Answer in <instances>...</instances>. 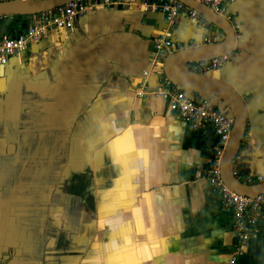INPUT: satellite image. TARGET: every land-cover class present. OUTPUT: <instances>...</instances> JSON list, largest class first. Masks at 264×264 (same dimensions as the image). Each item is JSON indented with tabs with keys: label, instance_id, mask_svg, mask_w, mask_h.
<instances>
[{
	"label": "crops",
	"instance_id": "0c3cea01",
	"mask_svg": "<svg viewBox=\"0 0 264 264\" xmlns=\"http://www.w3.org/2000/svg\"><path fill=\"white\" fill-rule=\"evenodd\" d=\"M137 1L50 28L0 65V264H264V217L242 244L211 183L218 137L152 93L165 31L171 53L226 36L184 15L169 26ZM226 13L233 56L206 75L244 101L231 167L264 176V0H229Z\"/></svg>",
	"mask_w": 264,
	"mask_h": 264
},
{
	"label": "built area",
	"instance_id": "2783aa9c",
	"mask_svg": "<svg viewBox=\"0 0 264 264\" xmlns=\"http://www.w3.org/2000/svg\"><path fill=\"white\" fill-rule=\"evenodd\" d=\"M118 1L68 0L55 9L43 13L24 16L0 14V65H6L10 58L25 51L32 40L40 39L50 28L72 30L76 19L93 9L109 7ZM195 1L208 7L216 15L229 20L226 13L229 0ZM0 2L6 1L0 0ZM137 2L140 3L141 10L145 14L161 13L169 26H172L176 19L182 15L198 26L212 25L196 10L177 0H138ZM15 17H19L20 21H15ZM5 20L10 21L6 29L2 30L1 26ZM154 43L156 52L153 56V63L159 65L171 53L170 33L165 31V34L154 40ZM232 56L230 51L221 56L188 60L186 65L190 71L206 75L212 71H219L230 61ZM152 93L165 97L168 100L170 114L191 130L202 133L208 129L212 130L219 140L216 157L221 158L234 122L229 106L219 108L211 98L172 82L168 78H164ZM231 175L240 183L247 185L264 182V176H243L235 166L231 167ZM211 183L214 189L219 192L223 207L232 212L234 229L241 243H245L254 236L258 221L264 217V193L244 196L234 192L221 180L218 169L214 171ZM240 254L241 252L236 250L234 256Z\"/></svg>",
	"mask_w": 264,
	"mask_h": 264
},
{
	"label": "water",
	"instance_id": "95a60500",
	"mask_svg": "<svg viewBox=\"0 0 264 264\" xmlns=\"http://www.w3.org/2000/svg\"><path fill=\"white\" fill-rule=\"evenodd\" d=\"M68 0H13L0 2V14L10 16H24L43 13L55 9ZM184 5L196 10L200 15L205 17L213 26L222 31L226 40L216 44H206L197 48H183L170 53L163 61V74L172 82L187 87L194 88L201 93V90L214 92L228 101L234 118L229 139L225 145L219 162V176L224 184L234 192L244 195L253 196L264 193V182L247 185L240 183L231 175V159L233 152L237 148L242 137L245 123V105L244 101L229 85L218 79L207 75H200L190 71L187 68V61L196 58H208L221 56L230 52L235 43V32L231 23L224 17L216 15L211 9L196 2L195 0H177ZM10 20H5L1 29L5 30ZM193 90V89H192ZM232 102H229L227 97Z\"/></svg>",
	"mask_w": 264,
	"mask_h": 264
},
{
	"label": "rangeland",
	"instance_id": "374dc122",
	"mask_svg": "<svg viewBox=\"0 0 264 264\" xmlns=\"http://www.w3.org/2000/svg\"><path fill=\"white\" fill-rule=\"evenodd\" d=\"M15 21H20V18L19 17H15ZM11 25H10V27H11Z\"/></svg>",
	"mask_w": 264,
	"mask_h": 264
},
{
	"label": "bare ground",
	"instance_id": "6f19581e",
	"mask_svg": "<svg viewBox=\"0 0 264 264\" xmlns=\"http://www.w3.org/2000/svg\"><path fill=\"white\" fill-rule=\"evenodd\" d=\"M227 97V96H226ZM227 99L229 100V102H232L233 103V101L229 98V97H227Z\"/></svg>",
	"mask_w": 264,
	"mask_h": 264
}]
</instances>
